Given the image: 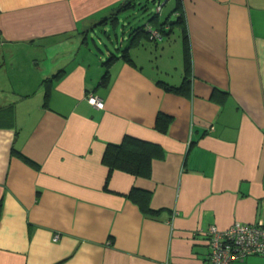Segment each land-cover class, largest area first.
Wrapping results in <instances>:
<instances>
[{
  "label": "crops",
  "instance_id": "obj_1",
  "mask_svg": "<svg viewBox=\"0 0 264 264\" xmlns=\"http://www.w3.org/2000/svg\"><path fill=\"white\" fill-rule=\"evenodd\" d=\"M125 1L0 0V264H203L209 226L264 225V0L162 7L161 38ZM126 135L160 148L149 177L103 163Z\"/></svg>",
  "mask_w": 264,
  "mask_h": 264
},
{
  "label": "trees",
  "instance_id": "obj_2",
  "mask_svg": "<svg viewBox=\"0 0 264 264\" xmlns=\"http://www.w3.org/2000/svg\"><path fill=\"white\" fill-rule=\"evenodd\" d=\"M155 4V11L150 17L148 18L149 21L157 17L161 11L162 6L166 3L167 0H151ZM135 3L137 5V9H141L140 11H143L147 8V2L145 0H140V2L137 3V0H127L120 4L118 6L119 8L128 9L129 6ZM141 3V4H140ZM133 11V10H131ZM129 11V12H131ZM174 18L171 19L169 23H179L183 21V12L181 8V0H175V5L173 8V12H175ZM165 21L160 22L156 21V29L160 34L164 33L166 31L165 27ZM145 25H138L134 26V31H141L145 32L144 29ZM147 32V31H146ZM127 46H125L122 50H126ZM188 51V49H187ZM118 56L116 54L111 53L109 55L105 62L108 63L112 61L113 59L117 58ZM165 84V83H163ZM169 90L179 91L180 87H173V86H166ZM170 119V116L167 114H163L159 112L156 117V128L164 132L166 129L165 124ZM13 152L22 159L24 162L31 166H35V163L21 154L19 151L14 150ZM160 152V148L153 143L141 140L139 138L126 135L123 137L121 142L119 143H108L105 151L102 156V161L105 163L110 170L112 169H119L123 171H127L129 173H132L134 175L143 176V177H149L151 173V162L153 158ZM137 194V195H136ZM129 198L135 202L139 209L147 214L152 215L158 210L152 209L149 206V193L137 190L136 188H132V190L128 194Z\"/></svg>",
  "mask_w": 264,
  "mask_h": 264
},
{
  "label": "built area",
  "instance_id": "obj_3",
  "mask_svg": "<svg viewBox=\"0 0 264 264\" xmlns=\"http://www.w3.org/2000/svg\"><path fill=\"white\" fill-rule=\"evenodd\" d=\"M149 31L151 37L161 38L156 29L149 27ZM86 99L97 109L104 107L103 99L93 92H88ZM206 237L209 253L203 264H232L250 254H264V225L236 221L226 228L209 226Z\"/></svg>",
  "mask_w": 264,
  "mask_h": 264
},
{
  "label": "rangeland",
  "instance_id": "obj_4",
  "mask_svg": "<svg viewBox=\"0 0 264 264\" xmlns=\"http://www.w3.org/2000/svg\"><path fill=\"white\" fill-rule=\"evenodd\" d=\"M140 2V0H137V3ZM145 2H147V8L143 11H140L141 9H136L134 11H131V12H128L126 14V17L127 18H132L131 19V22H132V25L134 24H143L145 23L148 18L150 17V15H152L155 11V4L151 1V0H145ZM141 4V3H140ZM175 5V0H167L166 1V5H163V9H164V15L170 11L171 8H173V6ZM122 17V16H121ZM147 26L144 27V29L150 34V31H149V27L151 28V26L148 25V27L146 28ZM97 32V35H99L103 41L108 44V45H111L109 41H107L106 37L103 36V32L99 30H96ZM117 34L119 36V39L121 37H124L126 35V33H122L121 31V25L119 26V29L117 30ZM99 47L101 49H104V44H99ZM113 50V49H112ZM1 65V64H0ZM5 93L3 92V90H0V98L1 99H5ZM0 104L3 105V101H0Z\"/></svg>",
  "mask_w": 264,
  "mask_h": 264
}]
</instances>
